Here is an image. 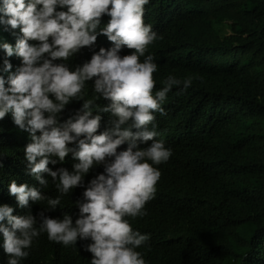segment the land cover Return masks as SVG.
Here are the masks:
<instances>
[{
	"label": "clouds",
	"instance_id": "obj_1",
	"mask_svg": "<svg viewBox=\"0 0 264 264\" xmlns=\"http://www.w3.org/2000/svg\"><path fill=\"white\" fill-rule=\"evenodd\" d=\"M148 2L0 0V25L22 34L14 46L0 41V119L17 125L32 178L0 191L6 264H22L40 244L51 254L65 246L90 264H148L158 165L172 156L156 139L158 113L174 86L193 84L171 73L159 80L149 45L162 37L145 23Z\"/></svg>",
	"mask_w": 264,
	"mask_h": 264
},
{
	"label": "trees",
	"instance_id": "obj_2",
	"mask_svg": "<svg viewBox=\"0 0 264 264\" xmlns=\"http://www.w3.org/2000/svg\"><path fill=\"white\" fill-rule=\"evenodd\" d=\"M144 8L145 23L162 37L149 45L159 80L171 73L193 84L174 86L165 115L158 113L156 139L172 156L158 165L142 253L148 264H264V0H149ZM17 35L0 25V41L14 46ZM4 58L0 49V68ZM10 63L14 72L19 57ZM0 127L1 191L32 178L17 125L2 118ZM52 253L40 244L22 264L91 261L65 246ZM6 255L0 234V259Z\"/></svg>",
	"mask_w": 264,
	"mask_h": 264
},
{
	"label": "rangeland",
	"instance_id": "obj_3",
	"mask_svg": "<svg viewBox=\"0 0 264 264\" xmlns=\"http://www.w3.org/2000/svg\"><path fill=\"white\" fill-rule=\"evenodd\" d=\"M7 259L0 261V264H6Z\"/></svg>",
	"mask_w": 264,
	"mask_h": 264
}]
</instances>
